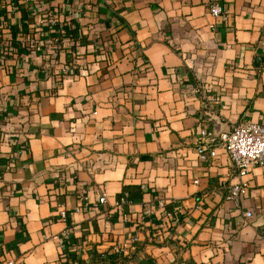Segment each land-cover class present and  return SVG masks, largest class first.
I'll return each instance as SVG.
<instances>
[{
	"label": "crops",
	"instance_id": "0c3cea01",
	"mask_svg": "<svg viewBox=\"0 0 264 264\" xmlns=\"http://www.w3.org/2000/svg\"><path fill=\"white\" fill-rule=\"evenodd\" d=\"M209 115L264 124V0H0V264H264V164L202 160Z\"/></svg>",
	"mask_w": 264,
	"mask_h": 264
},
{
	"label": "built area",
	"instance_id": "2783aa9c",
	"mask_svg": "<svg viewBox=\"0 0 264 264\" xmlns=\"http://www.w3.org/2000/svg\"><path fill=\"white\" fill-rule=\"evenodd\" d=\"M210 11L214 15H225L226 10L221 3L216 1L210 3ZM54 16V14H51ZM55 20V19H53ZM50 20L51 23H53ZM49 22V21H48ZM46 34L45 28L39 27L37 35L26 34L23 37L25 45L28 48L35 47L37 44L42 42L43 35ZM10 131L7 129L5 124H0V137L5 136L10 138ZM216 137L215 143L221 144L227 150L231 160L233 161L239 176L248 174L255 165L264 164V124L253 121L245 120L241 121L231 128L216 131L212 127L204 126L199 131V142L197 145L199 157L202 160H206L216 155V147L208 143L209 137ZM215 143H213L215 145ZM197 181V179H196ZM248 190V183L245 180H239L233 182L228 189V197L238 200ZM100 199L106 200V194L102 193ZM160 205L164 208V216L166 220L171 223H180L182 215L180 210H172L165 206V202L161 199ZM246 216H251L252 211L246 210L244 213ZM65 216V213H63ZM138 242V236L132 237L133 246ZM124 247L119 248L120 251Z\"/></svg>",
	"mask_w": 264,
	"mask_h": 264
},
{
	"label": "trees",
	"instance_id": "16d2710c",
	"mask_svg": "<svg viewBox=\"0 0 264 264\" xmlns=\"http://www.w3.org/2000/svg\"><path fill=\"white\" fill-rule=\"evenodd\" d=\"M58 38H54L51 40V45H52V49L55 50V51H58L59 48H60V45L61 44V41L58 39ZM7 117H5L4 119L3 118H0V123L4 124L7 122ZM5 139V136H1L0 137V146H1V142ZM112 256V260H114L113 258L115 257L113 254L111 255Z\"/></svg>",
	"mask_w": 264,
	"mask_h": 264
},
{
	"label": "water",
	"instance_id": "95a60500",
	"mask_svg": "<svg viewBox=\"0 0 264 264\" xmlns=\"http://www.w3.org/2000/svg\"><path fill=\"white\" fill-rule=\"evenodd\" d=\"M209 117L215 122V124H216V127H215V129H216V131H222L223 129L221 128V126H220V121L218 120V117H216L215 115H209Z\"/></svg>",
	"mask_w": 264,
	"mask_h": 264
}]
</instances>
